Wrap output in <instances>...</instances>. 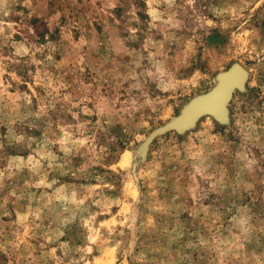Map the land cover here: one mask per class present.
Returning a JSON list of instances; mask_svg holds the SVG:
<instances>
[{"label":"rangeland","instance_id":"1","mask_svg":"<svg viewBox=\"0 0 264 264\" xmlns=\"http://www.w3.org/2000/svg\"><path fill=\"white\" fill-rule=\"evenodd\" d=\"M0 264H264V0H0Z\"/></svg>","mask_w":264,"mask_h":264},{"label":"water","instance_id":"2","mask_svg":"<svg viewBox=\"0 0 264 264\" xmlns=\"http://www.w3.org/2000/svg\"><path fill=\"white\" fill-rule=\"evenodd\" d=\"M235 69L241 71V77L236 80H234ZM246 75L247 72L241 65H233L227 71L218 76L217 83L211 92L195 97L185 107L184 111L173 120V122L167 124L157 132H165L171 128H176L184 124L191 125L202 115H211L218 120H223L226 113V104L229 101L232 92L243 86Z\"/></svg>","mask_w":264,"mask_h":264},{"label":"bare ground","instance_id":"3","mask_svg":"<svg viewBox=\"0 0 264 264\" xmlns=\"http://www.w3.org/2000/svg\"><path fill=\"white\" fill-rule=\"evenodd\" d=\"M241 71L239 69H235L234 71V80L238 79L241 77Z\"/></svg>","mask_w":264,"mask_h":264}]
</instances>
